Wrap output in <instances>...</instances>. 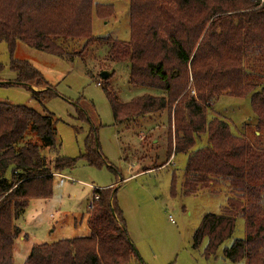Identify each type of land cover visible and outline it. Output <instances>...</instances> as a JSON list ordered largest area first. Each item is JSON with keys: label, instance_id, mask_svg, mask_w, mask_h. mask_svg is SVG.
<instances>
[{"label": "trees", "instance_id": "1", "mask_svg": "<svg viewBox=\"0 0 264 264\" xmlns=\"http://www.w3.org/2000/svg\"><path fill=\"white\" fill-rule=\"evenodd\" d=\"M93 8L100 18L113 12L112 5L93 0H0V42L8 45L15 81L38 101L55 95L38 69L14 58L17 40L66 58L98 43L107 48L106 60L128 61L131 84L162 94L122 102L105 86L114 122L167 110V158L186 155L182 193L209 190L214 183L229 187L223 212L202 217L192 247L206 238L203 256L214 255L242 217L245 236L234 239L222 254L231 262L264 264V149L233 134L220 117L205 118L209 103L223 92L247 95L256 129L264 128V1L129 0V41L94 36ZM189 84L195 96L185 91ZM55 123L51 114L0 101V264H11L13 241L22 235L16 221L28 200L49 197L53 172L71 168L76 161L51 157L38 144L24 142L30 130L52 152ZM96 131L95 126L88 131L82 157L101 166L107 161L99 152ZM200 136L204 144L194 148ZM117 188L93 189L88 235L33 244L22 264H125L133 258L141 264L116 200Z\"/></svg>", "mask_w": 264, "mask_h": 264}, {"label": "rangeland", "instance_id": "2", "mask_svg": "<svg viewBox=\"0 0 264 264\" xmlns=\"http://www.w3.org/2000/svg\"><path fill=\"white\" fill-rule=\"evenodd\" d=\"M94 3L110 4L113 12L100 18L93 8L92 34L129 41V0H93ZM72 48L69 45L67 50L72 51ZM106 51V46L95 43L81 54L66 58L17 40L14 58L28 61L54 88L55 95L38 101L29 88L16 83L15 72L10 69L8 45L0 42V82H3L0 101L25 105L51 114L56 120L55 150L47 151L41 139L30 130L24 142L38 144L43 153L51 157L76 158L73 167L53 172L49 197L28 200L16 221L22 235L13 241L11 264H22L33 244L88 235L87 218L93 189L107 186L118 187L116 200L141 264H245L244 259L231 262L222 254V249L229 247L234 239L245 236L242 217L237 218L232 236L214 255L203 256L206 238L197 248L192 247V235L202 217L207 213L223 212L229 187L226 183H214L209 190L182 193L186 155L177 153L167 158V110L122 123L114 122L105 86L122 102L142 94L161 95L162 91L131 84L129 62L106 60ZM102 71L110 75L103 79ZM29 87L44 89V86ZM185 91L188 95H196L190 84ZM80 111L84 118H80ZM214 116L227 122L233 134L264 149V128L256 129V118L247 95L223 92L207 108L206 120ZM92 126L97 129L99 152L107 161L101 166L89 164L82 157L84 141ZM202 144L204 136L199 137L194 148ZM135 263L133 258L125 264Z\"/></svg>", "mask_w": 264, "mask_h": 264}, {"label": "water", "instance_id": "3", "mask_svg": "<svg viewBox=\"0 0 264 264\" xmlns=\"http://www.w3.org/2000/svg\"><path fill=\"white\" fill-rule=\"evenodd\" d=\"M101 77L103 78V79H106L108 76H109V73L108 72H105V71H102L101 72ZM0 83H3V82H0ZM16 83H18V84H20L19 82H16ZM115 187L113 188V192L115 191Z\"/></svg>", "mask_w": 264, "mask_h": 264}, {"label": "crops", "instance_id": "4", "mask_svg": "<svg viewBox=\"0 0 264 264\" xmlns=\"http://www.w3.org/2000/svg\"><path fill=\"white\" fill-rule=\"evenodd\" d=\"M163 111H164V110H163ZM163 111L157 112V114H158V113H162ZM151 114H153V113H151ZM151 114H147V115H151ZM147 117H148V116H147ZM135 119H137V118H135ZM135 119H132V120H135ZM172 155H173V154H172ZM172 155H171V156H172ZM174 155H175V154H174ZM171 156H170V158H171ZM170 158H169V159H170ZM110 185H111V184H110ZM16 223H17V222H16ZM17 225L19 226V223H17ZM19 227H20V226H19Z\"/></svg>", "mask_w": 264, "mask_h": 264}, {"label": "built area", "instance_id": "5", "mask_svg": "<svg viewBox=\"0 0 264 264\" xmlns=\"http://www.w3.org/2000/svg\"><path fill=\"white\" fill-rule=\"evenodd\" d=\"M261 1H264V0H261ZM97 84H98V85H100V83H99V82H97ZM96 197H97V195L95 196V198H96Z\"/></svg>", "mask_w": 264, "mask_h": 264}]
</instances>
